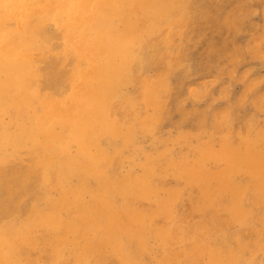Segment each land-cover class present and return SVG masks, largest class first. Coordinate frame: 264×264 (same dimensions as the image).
I'll list each match as a JSON object with an SVG mask.
<instances>
[{
    "label": "rangeland",
    "instance_id": "rangeland-1",
    "mask_svg": "<svg viewBox=\"0 0 264 264\" xmlns=\"http://www.w3.org/2000/svg\"><path fill=\"white\" fill-rule=\"evenodd\" d=\"M260 163L264 0H0V264H264Z\"/></svg>",
    "mask_w": 264,
    "mask_h": 264
},
{
    "label": "bare ground",
    "instance_id": "bare-ground-1",
    "mask_svg": "<svg viewBox=\"0 0 264 264\" xmlns=\"http://www.w3.org/2000/svg\"><path fill=\"white\" fill-rule=\"evenodd\" d=\"M162 60H166L165 58H161ZM165 63V62H164ZM162 63V64H164ZM188 137H191V138H194V137H197V138H203L205 139L204 143L201 144V147L196 149L197 152L199 153H202V152H208V151H211L214 147V141H213V137H212V134L211 133H208L206 132V129L203 127V125H197L194 129H192L191 131L188 132ZM226 143L224 144H221L219 148H222L224 152L227 151L228 147L225 145ZM246 156L249 157L251 155L252 152H250L249 150H246ZM242 159L241 157H239L238 155H235V156H232L231 158V162L233 164H240L242 161L240 160ZM264 164L263 163H260V167H262ZM19 169H17V167L13 166L12 169H10V167L8 168H1L0 169V184H1V190L4 191V192H9L10 189H11V182L12 180H18L20 177H18V171ZM11 177H13V179L9 180ZM8 179V180H6ZM80 211L82 212L83 210L80 209ZM84 212H87V211H84ZM116 226V220L114 221L113 223V227L115 228ZM111 228V225H107L105 227L106 230H110ZM100 226L98 228L99 231L100 230ZM99 233H102V232H99ZM85 239V243L89 240V236H85L84 237ZM106 240L102 239L101 241H98L96 240L94 243H93V246L94 247H97V246H100L101 244H103Z\"/></svg>",
    "mask_w": 264,
    "mask_h": 264
}]
</instances>
